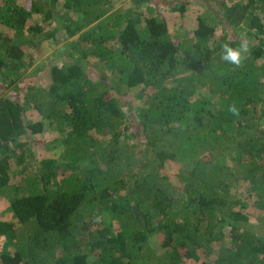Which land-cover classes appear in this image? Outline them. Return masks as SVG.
Instances as JSON below:
<instances>
[{"label":"trees","instance_id":"16d2710c","mask_svg":"<svg viewBox=\"0 0 264 264\" xmlns=\"http://www.w3.org/2000/svg\"><path fill=\"white\" fill-rule=\"evenodd\" d=\"M130 1L0 0V197L17 224L0 221V264H264V0H213L220 35L198 17L169 32L186 0ZM45 41L60 44L46 88L3 97ZM242 41V67L221 60ZM87 56L112 77L87 78ZM53 125L61 152L37 160L30 143ZM184 160L174 186L164 163Z\"/></svg>","mask_w":264,"mask_h":264},{"label":"rangeland","instance_id":"374dc122","mask_svg":"<svg viewBox=\"0 0 264 264\" xmlns=\"http://www.w3.org/2000/svg\"><path fill=\"white\" fill-rule=\"evenodd\" d=\"M22 0H18L20 2ZM113 11L117 9L126 10L130 8L135 9V6L132 4L130 0H110ZM187 5L185 6V10L180 14L178 11H174L172 15H167L165 18L167 20L168 26H169V32L171 34L178 33L179 35H188L191 32V27H193L192 22L195 17H198L201 19L205 24L210 25L211 27H214L216 29V35H220L221 29L219 25H216L215 21L219 18L218 12H216V8L214 6L213 0H186ZM237 0H225L226 3H233ZM244 1V0H243ZM137 9V8H136ZM135 9V10H136ZM140 10V9H139ZM148 13L151 15V12L148 11ZM133 15V14H132ZM32 23L40 24L39 18H34L33 21H30ZM45 26V25H44ZM47 30H51V27H45ZM50 28V29H49ZM4 29V28H2ZM86 28L83 27V31ZM5 34L11 38V42L15 43L16 40H18L17 35L13 32L7 31L4 29ZM79 34H77L74 38H77ZM60 44L57 43V45L50 44V41L43 42L40 47V53L37 57H35L33 60H31L30 64H26L24 68L17 67L14 71H12L11 78L15 77L14 83L11 87L7 88L4 92H2L3 97L12 98L14 97L19 98L21 97V91L25 88L26 85H32L33 87H42L46 88L47 84L45 83V72L47 71V67L52 64H58L60 60H57L56 57L53 55V50L59 46ZM22 50L25 51L27 48L25 46H21ZM131 57H135L136 59L144 62L149 61V58H153L154 53L152 50L146 49V50H133L128 51ZM86 66L84 67L86 69V73L88 74L87 78L89 77L94 81V74L103 72L105 81L108 80L109 77H112L108 73V69L101 68L96 60L91 59V57L85 58ZM90 69V70H88ZM88 70V71H87ZM129 92L134 95L135 92L132 90H129ZM205 98H210V100L215 101L212 96L204 93ZM136 109H139L142 107L141 100L134 101ZM25 118L27 123H34L41 120V116L38 115V113L33 109H27L25 112ZM47 124V122H45ZM55 126H51V128L46 129L41 134H37L33 137L34 143H30L34 153L35 158L37 160H43V159H57L60 152H61V144L59 142V138L57 137V134L54 131ZM26 136H20L19 140L26 139ZM30 142V140H29ZM195 162L194 160H184V161H176L170 162L166 161L164 163V167L162 169V174L174 185L176 186L175 178L177 175H185L187 174L190 169L193 168ZM84 163H80L78 166L77 173L80 174L82 171ZM225 165H229V160L225 159ZM15 178H11L9 180V185L13 184ZM0 221H7L9 223H15V218L12 216V210L9 207V202L4 198L0 197ZM101 221L104 223L105 226H107L110 230H113L115 228V223L112 220L111 216L104 215L101 218ZM2 240H0V249L2 247ZM157 241H151V244L155 247ZM156 252L160 253L161 251L156 248ZM200 258V257H198ZM207 263H210L209 260ZM183 264H196L195 261L191 259H186L183 261Z\"/></svg>","mask_w":264,"mask_h":264},{"label":"clouds","instance_id":"9594fccd","mask_svg":"<svg viewBox=\"0 0 264 264\" xmlns=\"http://www.w3.org/2000/svg\"><path fill=\"white\" fill-rule=\"evenodd\" d=\"M248 54H249V46L247 42L242 41L240 43V46L236 48L225 43L222 45L220 58L225 63L235 66L236 68H240L242 67L244 61L247 59ZM227 110L230 114L234 116L239 115V109L236 107L234 103L230 104ZM96 219L97 221H99L100 217H97Z\"/></svg>","mask_w":264,"mask_h":264}]
</instances>
